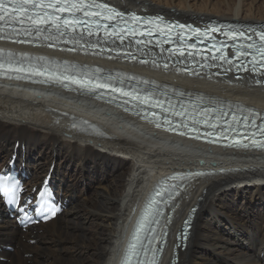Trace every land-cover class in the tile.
Listing matches in <instances>:
<instances>
[{
  "label": "bare ground",
  "instance_id": "6f19581e",
  "mask_svg": "<svg viewBox=\"0 0 264 264\" xmlns=\"http://www.w3.org/2000/svg\"><path fill=\"white\" fill-rule=\"evenodd\" d=\"M102 1L123 11L161 14L192 24L212 19L264 22V16L247 8V0H240L237 8L236 3H228L225 10L196 0ZM0 50L136 77L146 86L149 82L165 86L180 103L189 102L190 96L220 109L264 115V87L258 88L250 74L243 80L234 76L216 81L190 79L7 41H0ZM15 149L20 165L29 171L27 184L32 188L54 166L52 185L69 207L40 225L37 233L34 228L25 233L0 200V264H123L154 191L179 177L185 178L161 215L159 236L163 231L168 236L158 264H169L175 232L194 207L197 218L179 264H264L263 154L196 147L154 132L138 119L93 99L58 88L0 80V169L8 165ZM171 209L172 218L167 219ZM34 239L37 242L32 245ZM10 244L13 252L8 250ZM5 258L7 262L2 261Z\"/></svg>",
  "mask_w": 264,
  "mask_h": 264
},
{
  "label": "snow or ice",
  "instance_id": "6c2138e0",
  "mask_svg": "<svg viewBox=\"0 0 264 264\" xmlns=\"http://www.w3.org/2000/svg\"><path fill=\"white\" fill-rule=\"evenodd\" d=\"M81 16L85 19H81ZM123 16L124 13L116 11L106 3H99L97 0H0V22H2L0 23V41H8L19 44L32 43L33 41L31 40L20 39L19 37L32 36L33 31L40 34L45 31L46 28L54 29L55 33H57L60 37H64L68 31L77 33L78 29H83L86 25H89L90 20L96 23L97 30L103 27L107 33L109 24L101 23V21H113L117 20V18H122ZM156 19L160 20L162 18L156 17ZM131 20L136 21L138 24L145 23L141 17L134 14L131 16ZM117 23H119L118 20ZM147 23H152V21H147ZM16 24H27L28 27H16ZM5 26L11 28L10 33L4 31ZM32 26H35V28ZM169 27H171V25ZM176 27L184 28L185 25H176ZM229 27L234 26L230 25ZM213 31H215V29H213ZM112 32H127L130 35H136L133 28H113ZM251 32L258 37L259 43H255L254 41L247 44L243 43L245 40H251V37H246L244 32L233 33V36L241 41L240 45L237 47L236 58L238 59L241 56L247 57L251 55L253 65L251 71L256 73L258 67L260 69H264V31L257 32L256 29H252ZM82 34L83 33L81 32V35ZM87 34L91 36L93 35V32L89 30ZM140 35H143V30ZM45 39L50 40L51 34L48 37H45ZM64 42L68 43L69 41L65 40ZM140 42V40L136 41L137 44ZM52 46L53 45L49 44V47ZM253 49L255 54L249 51ZM212 58L221 60L224 59L223 55L221 57L213 56ZM225 62L230 65L232 64L231 59H228ZM141 63H144V61H141ZM164 67L167 68L168 65H165ZM244 70L248 71L247 68ZM96 72L99 74L100 70L97 69ZM260 75H264V72H261ZM0 76L17 80H32L34 77H43L46 83H55L60 85L71 84L81 90L86 89L89 92L103 90L100 91L101 97L107 92L110 94L111 99H116V94H119L121 97H130L133 100L138 99L135 92L125 90L122 86H114L113 83H111L112 77L110 76L107 77V79L102 80L98 75L96 80L93 82L90 75L81 74L80 76H77L69 74L67 67H65L64 72L50 70L47 61H44L43 64H41L39 60L33 61V58L30 56H17L11 51L0 50ZM119 83L122 85L123 81H120ZM256 83L260 84L261 81L257 80ZM124 102L127 103V100ZM152 106L159 107V102ZM161 110L168 111L172 116L180 117V121L178 123H174L171 119L165 117L163 124H167L169 126L167 130L176 131L181 136L194 133L195 135H193L192 138L200 139V129L195 126L198 123L206 124L209 129H216L218 127V124L213 123L210 119L201 121L192 119L191 123H189L183 111L176 112L171 109L165 110L163 108ZM204 111L207 112L208 110L205 109ZM152 115L156 116L157 114L153 112ZM257 119H259L261 123L257 124L255 122ZM232 121L236 124V127L234 129L232 124H227V121H225L227 124V131L240 132L242 126L249 131L255 129V131L252 132L253 136H255L257 132H259L261 136H264V117L260 116L259 113H253L251 120L241 117V119L237 121L236 116H232ZM156 126L162 127V123H157ZM181 128L187 129V131H181ZM220 130L223 132L225 131V128L220 126ZM203 135H214L219 137L220 133L205 132ZM237 143H239V141H237ZM257 146L264 149V142H257ZM243 147L247 148L248 145H243ZM2 184L3 182L0 181V185ZM156 195L157 197H161L163 194L161 192H157ZM12 200L13 202L15 201V196H13ZM153 203H157V201L154 199ZM149 207H151V205ZM20 210L24 211L22 207ZM48 214L55 215V211H49ZM143 228L144 221L142 220L137 231L139 232ZM138 238V235L134 238L130 246L131 250H135L137 248L136 240ZM138 264H144V262L138 261Z\"/></svg>",
  "mask_w": 264,
  "mask_h": 264
},
{
  "label": "rangeland",
  "instance_id": "374dc122",
  "mask_svg": "<svg viewBox=\"0 0 264 264\" xmlns=\"http://www.w3.org/2000/svg\"><path fill=\"white\" fill-rule=\"evenodd\" d=\"M196 2L199 4H201V3L203 4L206 2V3H208L207 5H209V6H213L215 8H221V9L223 8L225 10L226 9L225 7H226V5H228V3L229 4L236 3V8H237L241 4L240 2H242V1H240V0H196ZM246 3H247L246 4L247 8L252 10L253 13L260 15L261 17L264 16V0H247ZM241 5H240V7H241ZM156 11H159V10L156 9ZM196 25H199V23H196ZM258 88H260V87H258ZM19 161L20 160H18V164L20 165ZM53 176H54V172H53ZM70 179H71V177H70ZM39 185H40V183H39ZM244 235H246V234H244ZM263 257H264V255H262V258Z\"/></svg>",
  "mask_w": 264,
  "mask_h": 264
}]
</instances>
